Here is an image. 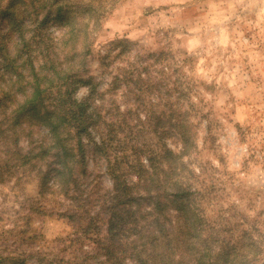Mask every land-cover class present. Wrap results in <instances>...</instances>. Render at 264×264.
Segmentation results:
<instances>
[{
    "label": "clouds",
    "instance_id": "1",
    "mask_svg": "<svg viewBox=\"0 0 264 264\" xmlns=\"http://www.w3.org/2000/svg\"><path fill=\"white\" fill-rule=\"evenodd\" d=\"M0 264H264V0H0Z\"/></svg>",
    "mask_w": 264,
    "mask_h": 264
}]
</instances>
